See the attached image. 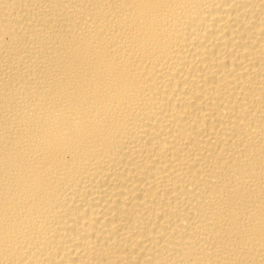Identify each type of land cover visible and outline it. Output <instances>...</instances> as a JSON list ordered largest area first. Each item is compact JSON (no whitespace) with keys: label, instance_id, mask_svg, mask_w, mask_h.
<instances>
[{"label":"bare ground","instance_id":"1","mask_svg":"<svg viewBox=\"0 0 264 264\" xmlns=\"http://www.w3.org/2000/svg\"><path fill=\"white\" fill-rule=\"evenodd\" d=\"M0 264H264V0H0Z\"/></svg>","mask_w":264,"mask_h":264}]
</instances>
